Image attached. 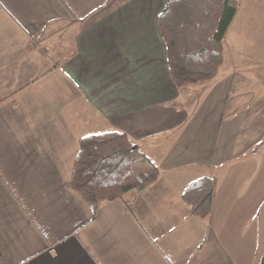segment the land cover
Wrapping results in <instances>:
<instances>
[{
    "label": "crops",
    "instance_id": "crops-1",
    "mask_svg": "<svg viewBox=\"0 0 264 264\" xmlns=\"http://www.w3.org/2000/svg\"><path fill=\"white\" fill-rule=\"evenodd\" d=\"M167 2L0 0V264H264V0H242L217 76L184 87ZM106 132L160 176L94 214L71 174ZM203 176L201 219L182 194Z\"/></svg>",
    "mask_w": 264,
    "mask_h": 264
},
{
    "label": "trees",
    "instance_id": "trees-1",
    "mask_svg": "<svg viewBox=\"0 0 264 264\" xmlns=\"http://www.w3.org/2000/svg\"><path fill=\"white\" fill-rule=\"evenodd\" d=\"M242 0H168L157 18L167 65L176 87L212 80L224 62L225 34ZM160 176L157 166L120 132L79 141L71 183L94 214L103 201L143 192ZM215 180L203 176L182 194L190 214L206 218L213 207Z\"/></svg>",
    "mask_w": 264,
    "mask_h": 264
},
{
    "label": "rangeland",
    "instance_id": "rangeland-1",
    "mask_svg": "<svg viewBox=\"0 0 264 264\" xmlns=\"http://www.w3.org/2000/svg\"><path fill=\"white\" fill-rule=\"evenodd\" d=\"M227 51H228V49H227ZM226 56H228V53H226ZM247 78V77H246ZM235 83H236V79H235V81H234ZM241 86V85H240ZM237 89H238V86H237Z\"/></svg>",
    "mask_w": 264,
    "mask_h": 264
}]
</instances>
